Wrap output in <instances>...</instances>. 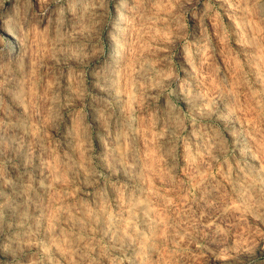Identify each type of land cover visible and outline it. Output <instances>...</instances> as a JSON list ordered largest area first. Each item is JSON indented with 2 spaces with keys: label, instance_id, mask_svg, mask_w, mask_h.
<instances>
[{
  "label": "clouds",
  "instance_id": "9594fccd",
  "mask_svg": "<svg viewBox=\"0 0 264 264\" xmlns=\"http://www.w3.org/2000/svg\"><path fill=\"white\" fill-rule=\"evenodd\" d=\"M224 2L248 47L213 90L201 0L161 58L153 0H0V264H264V0Z\"/></svg>",
  "mask_w": 264,
  "mask_h": 264
},
{
  "label": "rangeland",
  "instance_id": "374dc122",
  "mask_svg": "<svg viewBox=\"0 0 264 264\" xmlns=\"http://www.w3.org/2000/svg\"><path fill=\"white\" fill-rule=\"evenodd\" d=\"M159 3L158 12L160 14V21L157 24H153L149 20L145 25V35L142 43L145 47L146 57L161 58L164 53H159L156 51L158 47L162 45L152 38V29L154 27L158 28L160 23H163L167 19V12L165 6L169 3V0H153V3ZM210 6L211 13L205 17V6ZM198 15L196 20L193 21L192 15H186L185 22L188 25V39L191 42L192 31L195 27L199 26L201 23L206 26V33L203 28H200L199 35H207L212 38V43L215 46L214 52L212 53L211 59L208 60L206 64L202 65V73L200 80L204 82L202 87L207 89H215L216 84L220 79L223 78L225 74H229V69L235 63L234 57H239L242 55V50L246 49L248 46L245 43L237 41L236 34L239 32V20L233 16L232 10L228 8V5L224 0H201L200 7L196 10ZM219 13V21L216 19V14ZM201 17H204L201 20ZM240 40L244 39V33L239 32ZM185 54L182 59L174 60V63L179 65L183 63L185 66L189 67L191 72V60L194 59L197 64H200V56L196 53L193 48L191 50L185 49ZM166 63V62H165ZM162 66V65H161ZM216 69L219 72L214 77L213 73ZM152 71L150 65L145 64L141 69V74H148ZM124 86L127 87V73L125 74ZM159 187V181H153ZM204 223H208V219L205 218ZM264 230V229H262ZM202 238L198 237V239ZM194 247V246H193ZM131 256V252L127 253ZM123 253L120 251H113L112 257L117 261L121 259ZM105 264H112L111 260H106ZM127 264V262H125Z\"/></svg>",
  "mask_w": 264,
  "mask_h": 264
}]
</instances>
